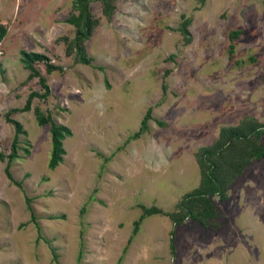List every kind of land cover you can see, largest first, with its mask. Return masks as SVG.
Wrapping results in <instances>:
<instances>
[{
  "label": "rangeland",
  "instance_id": "374dc122",
  "mask_svg": "<svg viewBox=\"0 0 264 264\" xmlns=\"http://www.w3.org/2000/svg\"><path fill=\"white\" fill-rule=\"evenodd\" d=\"M87 2L0 0V264H264V0Z\"/></svg>",
  "mask_w": 264,
  "mask_h": 264
},
{
  "label": "trees",
  "instance_id": "16d2710c",
  "mask_svg": "<svg viewBox=\"0 0 264 264\" xmlns=\"http://www.w3.org/2000/svg\"><path fill=\"white\" fill-rule=\"evenodd\" d=\"M84 1V6L82 7L81 10V16H82V31L76 36V46L78 47L83 39L87 38L90 34V31L92 29V23L88 15V2L87 0H82ZM73 25L75 27H78V23L73 22ZM22 62L24 63L25 67L30 70L31 76L33 77H38L40 86L41 88L44 89L45 93L43 98H46L49 94V88L46 85L45 80L40 77L39 73L35 70L34 68V63L39 62V61H47L46 57L40 54L36 53H27V52H20ZM83 63L88 64V62L83 59ZM48 71L50 72L52 70L51 65L47 64L46 65ZM35 94H31L30 97L26 101V105L24 107V110H28L31 104L32 99L35 97ZM6 121L10 124L13 125L15 129V135L13 138V143H12V153L11 156L15 155V145L16 141L19 135H25V132L22 130V127L19 123H17L14 120H11L9 118V115L7 114ZM46 122L50 123V138H51V154L48 162V167L53 170L54 168L57 167L59 163L62 162L63 155L65 154V151L62 146V142L66 137L71 136V132L66 128L61 125H58L52 121H50L49 118H47ZM147 213H152V211H146Z\"/></svg>",
  "mask_w": 264,
  "mask_h": 264
}]
</instances>
